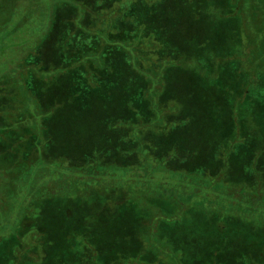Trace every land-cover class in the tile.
<instances>
[{
	"label": "trees",
	"instance_id": "trees-1",
	"mask_svg": "<svg viewBox=\"0 0 264 264\" xmlns=\"http://www.w3.org/2000/svg\"><path fill=\"white\" fill-rule=\"evenodd\" d=\"M121 1H47L44 37L29 46L32 41L10 43L8 59L0 53V156L24 164L25 194L38 189L18 196L20 206L62 199L63 216H73L71 229L78 232L62 233L58 240L70 247L50 262L156 264L176 245L179 230L186 237L208 231L221 245L255 249L237 264H256L254 258L264 264V239L248 240L233 224L264 215L258 160L264 104L258 109L257 91L242 81L256 83L254 68L239 63L252 60L258 46L254 51L251 44L246 55L235 49L242 26L256 23V9L250 0H221L227 13L217 14L211 8H220L219 0H136L134 7ZM36 2L0 0V23ZM255 3L264 11V2ZM217 24L232 27L233 45L210 49L207 29ZM199 30H205L201 40L193 35ZM11 39L5 32L0 44ZM43 164L50 167L41 173ZM38 208L20 211L0 264H48L39 251L51 244L40 236ZM129 219L139 233L169 242L159 247L150 235L145 247L138 238L117 249L124 245L116 242L123 231L116 225ZM75 236L83 251L74 247Z\"/></svg>",
	"mask_w": 264,
	"mask_h": 264
},
{
	"label": "rangeland",
	"instance_id": "rangeland-1",
	"mask_svg": "<svg viewBox=\"0 0 264 264\" xmlns=\"http://www.w3.org/2000/svg\"><path fill=\"white\" fill-rule=\"evenodd\" d=\"M47 1H50V0H38V2H36L34 6L17 8L15 9V13L12 15V18H9L7 24H4V22L0 23V36L2 34L4 35L5 32H9V37H12L11 41H8V42L4 41L5 44L2 41L3 42L2 45L0 44V53L4 52L3 55L5 58L7 59L8 57L10 58V55L12 53V50L8 48L10 43L13 42L15 44H19L20 46H23L28 41H32L30 42V44H28L29 46V45L35 44L34 39L35 41H37L44 37L45 28L47 25V19L45 17V14L47 13V11L45 10ZM250 1L252 2V8L256 9V12H257L256 15L258 16V18L256 20V23L247 24V26L243 25L244 27L242 26V29L244 30V32L242 30L241 37L240 38L237 37L238 43L236 45L237 48L235 49H237L238 53L240 54V52L242 51V48H245L244 53L246 55L249 53L248 52L249 47L254 45L253 50L255 51V48L258 46V52L256 53V55L253 50L250 51V52H254V55H255L252 60H250L247 57H240V56L238 57H240L239 63H242L246 68H249L248 66L250 64L251 68L253 67L255 70L254 76L256 79V83L254 82L251 83V81H248L246 79H242V81H244L243 83H247V86L253 89L251 90V92L257 91V94H254V95L258 102L256 105L258 106V109H260L261 103L264 104V31H263V28L259 27V25L263 23L262 17H259V16L260 14L264 15L263 13L264 11L262 9H257L254 6L257 3V2L255 3V0H250ZM261 1L264 2V0H261ZM121 2L122 4L127 3L128 7H134L137 1L136 0H122ZM209 2H211V0ZM223 2L224 1H221V0H219L218 3L215 1L214 3H217L218 5L221 4L223 7H221L220 5V8L216 7L215 9V7H212L211 9H213L216 14L218 10H223L224 12L222 13H227L226 10L228 7L227 5H224ZM247 5L248 4H246L245 6L247 7ZM179 13L183 15L184 11L180 10ZM205 17H207L206 14H205ZM203 23H205V20ZM183 25L187 26L190 29V26H191L190 20L188 18H185ZM94 26H98V25L94 24ZM231 28L232 27H230L229 24H224V25L217 24L216 26L208 27V29L206 28L208 31L207 41H208V44H211L210 49L213 48V45L222 47V44L226 42H229L230 44H232L230 40L233 41L234 36H233V32L231 31ZM213 29H217L218 31H220V34L217 35L214 32H212ZM204 31H201V30H199V32L196 31L197 32L196 34L195 32H193V35L201 40L202 39L201 35L203 36L204 34H200V33H204ZM210 31L212 32L211 35H210ZM245 35L247 36L250 35L251 38L247 39ZM238 36H240L239 33H238ZM252 39H253V42H252ZM244 44H247V46H244ZM18 50H19V47H18ZM153 55L155 56L156 54L154 53ZM244 59H247L245 64H244ZM252 63L254 65H252ZM235 64H238V58L234 61V63H231V65H235ZM249 78L250 77L248 76L247 79ZM236 136H238L240 139H245L246 137L245 134L243 133L239 135L236 133ZM3 141L4 140L0 138V149L1 150L5 146L1 144V142ZM260 150H261V155L259 156L258 160H259L260 166L264 168V146H262ZM249 157L250 156H248V158ZM127 158L128 157L126 156V159ZM245 159H247V157ZM13 164L15 165V167L12 168ZM49 167H50L49 164H43L41 173H43V171H45ZM25 170L26 169H25L24 164L16 165L15 163H11L6 158H3L0 156V233H1L0 236H2V239H3L0 242V253L2 252L3 249L7 248V245L3 243L5 242V240L9 239L11 235H13L12 233L13 227L18 226L19 217L21 215L20 211L25 212L26 210H32V211L34 210L35 212V210H37V208L41 206L40 208H38V210L40 209L42 211L41 213H38V216L41 217V221H39L38 228L40 229L42 228L44 233H40V236L46 239V245H49V244L51 245L46 246V247L45 246L40 247L39 251H40V254H42L44 258L48 259L47 263L50 264L51 263L50 259L52 258L54 259L55 257L58 256V254L61 251H65L70 247L67 241L58 240L59 237L62 238L63 236L62 233H66L67 235L68 233H78V232L71 229V227L73 226H72V220L70 219L73 218V216L72 217L63 216V212L65 211V208H67V206H66V203L62 201V199H60L59 201L58 200L53 201V199L51 200L50 198L48 199L45 198L41 200L40 202H38L37 206L35 203L33 204L32 201L26 202L25 203L26 205L20 206L18 196L20 197V200H22V196L24 197L26 195L27 197L33 194L36 195L38 192V189L36 188L33 191V193L25 194V189L22 184V183L25 184L27 180L26 177L24 178L22 175L23 173H26ZM261 170H262L261 173H264V169H261ZM28 182L29 181H27L26 183ZM261 185L264 186V181H262ZM205 191L206 190L201 192L202 195L205 194ZM1 197H5L7 198V200L4 201L3 199H1ZM139 202L141 203V201ZM205 202L206 201L202 203L204 204ZM129 203L131 202H128V204ZM191 204H192V207H196L195 205L196 203L191 202ZM208 204L209 203L205 204V206L207 207ZM115 206L116 204L113 207ZM110 207L112 206L110 205ZM199 208L200 206L196 207L194 212H197ZM144 210H146L145 203H144ZM114 211L112 212V214L114 213ZM233 211H236V210H233ZM36 213H33L32 215L35 214L37 216ZM108 214L110 215L109 211H108ZM196 215L199 216L198 213ZM185 217L189 218V215L184 214L183 218ZM222 219H227V216H223ZM245 221L246 220H244L243 222V220L235 218V222L233 224H236L235 227L237 228L234 230V231H237L236 233H242L243 235L247 237L250 236L247 238L248 240L254 241V239H259V237H262V239H264V215L256 218V222H253L252 224L245 223ZM131 222L132 221L129 219L128 221L125 220L124 224L122 225H119L117 223L116 226L118 228L119 227L122 228L123 231L122 233H119L115 239H116V242H122V245H124V246L118 245L117 247L115 246L117 249L125 250L124 248L128 249V248L133 247L135 243H137L138 238L141 239L145 247V245L148 242V236L150 235L155 238V243L159 247H165L166 246L165 244L169 242V241H165L168 238L157 239L156 233H153V234L139 233L141 232L140 227L134 226ZM17 229L18 228H16V232H17ZM113 230H115V228ZM134 230L136 231V233H132V231L134 232ZM109 233H113V232L110 231ZM114 233H118V232L116 231ZM137 233L138 235H140V237L137 235ZM202 233H205V232H202ZM188 234L189 236L186 237L184 233H181V231L178 230L176 234L177 242H175L174 240V243H176V245L172 247L169 253H165V255L161 256L160 258L161 261H158L156 264H160V263L162 264H237L238 262L246 259L250 252H255L254 251L255 249L254 250L251 249L252 250L251 251L250 249H248L247 246L242 247L241 244L234 245L233 247H228L226 244L227 241L221 245L218 243L217 240L213 241V239L210 238L212 236L208 231H207V234L206 233L199 234L200 236L195 235L196 233L194 232L190 233V231H188ZM158 235H160V237L161 236L164 237L166 233H160ZM201 235H204V236H201ZM75 239H76V243L74 247L83 251L84 250L83 240L81 243L80 238L78 240V236H75ZM99 239H101L100 240L101 243L104 242V237L102 238V236H100ZM42 240L44 242L43 245H45V240L44 239ZM57 241H58V244H56ZM234 241L235 239L232 238L233 243ZM61 242H63V245H61ZM144 247L142 246V249ZM146 248L148 249L147 246ZM258 249H256V251ZM164 256L166 258H163ZM47 259H45V262ZM253 260L256 264H262L260 260L256 258H254ZM140 261H144V260L141 259ZM121 264H130V263L128 262V263H121ZM142 264H146V263H142Z\"/></svg>",
	"mask_w": 264,
	"mask_h": 264
}]
</instances>
